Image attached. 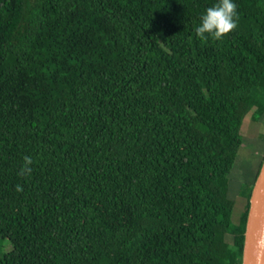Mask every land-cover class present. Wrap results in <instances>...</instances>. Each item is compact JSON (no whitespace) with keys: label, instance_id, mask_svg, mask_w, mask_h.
<instances>
[{"label":"trees","instance_id":"16d2710c","mask_svg":"<svg viewBox=\"0 0 264 264\" xmlns=\"http://www.w3.org/2000/svg\"><path fill=\"white\" fill-rule=\"evenodd\" d=\"M215 2L0 0V264H241L264 0L199 38Z\"/></svg>","mask_w":264,"mask_h":264},{"label":"rangeland","instance_id":"374dc122","mask_svg":"<svg viewBox=\"0 0 264 264\" xmlns=\"http://www.w3.org/2000/svg\"><path fill=\"white\" fill-rule=\"evenodd\" d=\"M243 136V145L240 148L237 160L231 171L229 183L232 189H236L239 197L236 200L235 209L233 212V222L239 217L241 211L244 209V203L248 191L244 187L245 181L250 179L248 172H252L259 163L260 149L264 140V112L262 115H257V121L249 124V130ZM9 246H4L7 250Z\"/></svg>","mask_w":264,"mask_h":264},{"label":"water","instance_id":"95a60500","mask_svg":"<svg viewBox=\"0 0 264 264\" xmlns=\"http://www.w3.org/2000/svg\"><path fill=\"white\" fill-rule=\"evenodd\" d=\"M241 264H264V159L249 198Z\"/></svg>","mask_w":264,"mask_h":264},{"label":"clouds","instance_id":"9594fccd","mask_svg":"<svg viewBox=\"0 0 264 264\" xmlns=\"http://www.w3.org/2000/svg\"><path fill=\"white\" fill-rule=\"evenodd\" d=\"M235 8L233 0H216L211 7L206 8L200 15L199 23L194 29L196 36L202 39L208 37L216 40L221 39L236 26ZM30 164L31 158L25 156L21 174L31 172Z\"/></svg>","mask_w":264,"mask_h":264}]
</instances>
